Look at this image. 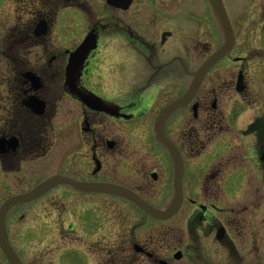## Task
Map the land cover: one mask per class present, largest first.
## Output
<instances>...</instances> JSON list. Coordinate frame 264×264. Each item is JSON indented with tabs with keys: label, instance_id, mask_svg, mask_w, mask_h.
Wrapping results in <instances>:
<instances>
[{
	"label": "flooded vegetation",
	"instance_id": "flooded-vegetation-1",
	"mask_svg": "<svg viewBox=\"0 0 264 264\" xmlns=\"http://www.w3.org/2000/svg\"><path fill=\"white\" fill-rule=\"evenodd\" d=\"M65 1L70 2L69 7L79 9L84 18L90 13L87 0ZM223 1L229 12L230 3ZM212 4L211 0H101L94 24L85 30L75 47L67 49L56 47L50 34L55 22L50 17L56 19L60 10L51 16H34L33 27L45 20L49 25L47 34L38 37L33 28L35 41L24 35L14 37L13 42L20 47L15 56L0 51V61L6 69V76L0 77L4 80L0 83V140L9 143L0 152V170L5 175L16 173L23 164L46 156L54 148L57 128L65 132L72 129L69 147L82 146L87 152L84 171L76 180L120 186L153 207L164 208L174 195L176 165L170 151L156 138L155 122L169 104L187 93L199 66L224 41ZM254 5L264 11V0H257ZM238 6L245 8L243 3ZM229 15L236 37L232 51L209 70L198 92L172 112L164 125L166 137L174 143L183 162V204L179 212L167 221L157 220L123 196L78 191L84 195L80 198L85 206L77 207L80 199L70 198L71 206L64 205L66 214L56 217L55 222L65 225L58 229H64L62 243L70 240L85 249L59 244L50 258L26 262L25 250L15 246L9 229L10 221L14 228L22 215L13 216L14 220L8 221L9 238L23 264H172L187 256L195 264H214L205 260L208 256L204 241L210 239L213 247L223 246L229 252L238 245L245 246L246 228L255 230L254 243L247 245L260 251L261 236L256 232L260 222L256 214L247 206L229 210L224 202L228 200L226 182L230 172L244 173V187L248 169L254 173L258 170L260 179L256 167L259 160L264 176V47L245 44L247 37L239 41L243 37L240 20L230 12ZM261 16L255 14L256 18ZM29 21L32 17L24 23ZM21 24L20 20L17 26ZM263 25L260 20L258 26L244 32L253 33L259 27L261 33ZM91 31L97 35V49L86 59L77 87L93 97L97 109L90 108L65 85L69 56ZM262 40L264 34L248 42ZM217 69L232 72L224 88L216 86L219 78L215 80L213 73ZM27 73L38 82L32 83ZM239 81L241 88L237 87ZM229 94L234 102L228 107L223 105L222 96ZM247 105H259L263 113L242 130L234 121L238 108ZM57 120L62 122L56 127ZM66 120L69 129L64 130L62 124ZM221 137L233 142L231 151L210 164L200 177L193 174L194 180L186 181L188 164ZM247 138L254 141L252 146L245 145ZM12 139L16 140L11 143ZM239 141L245 143V154H234L240 150ZM243 159L249 161V168L241 165ZM242 196L243 193L237 198ZM187 208L190 244L182 242L183 234L179 243L173 244L175 238H170V232L162 227L156 228L154 237L144 238L146 222H168ZM14 212L16 208L9 219ZM250 213L252 219L246 221ZM142 218L145 221L140 222ZM133 220L137 221L134 227ZM39 226L42 231L55 230L46 224ZM231 231L243 240L241 244L235 243ZM73 234L75 237L70 238ZM178 252L182 253L180 259L175 258ZM0 264H10L1 250Z\"/></svg>",
	"mask_w": 264,
	"mask_h": 264
},
{
	"label": "rangeland",
	"instance_id": "rangeland-1",
	"mask_svg": "<svg viewBox=\"0 0 264 264\" xmlns=\"http://www.w3.org/2000/svg\"><path fill=\"white\" fill-rule=\"evenodd\" d=\"M87 1L90 5V13H88L85 18L79 9L69 7L70 4L64 5L69 8H62L57 10L60 11L56 19L55 17H53L55 22L53 23L52 30L50 32V34H52V39L56 47H62L63 49H67V46L68 48L75 47V43L82 39L81 36L85 34V30H87L94 24L97 17V4L101 0ZM228 2L230 3V14L233 17L237 16V18L240 20L239 25L242 27L241 35H243V37H241L239 41L242 42L244 37H247V39L249 40L260 38V36L264 34V29L261 33H259V27H257V29H255L253 33L244 32L246 28V30L250 31L253 29V27L258 26L260 20L262 22L264 21V11L257 10L254 5L257 0H228ZM242 3L245 7H241L243 10L240 9V6H238ZM246 3L249 5L245 6ZM74 5H78V3L75 2ZM25 10L26 9L24 8L21 9V7L15 6L14 2H12L11 0H0V41L8 38V35L12 32V28L14 27L16 22L19 21L20 14H22V21L24 22L32 17L31 14H23L25 13ZM198 13H200V11H198ZM256 13H260V15H262L261 19L259 17H255ZM199 15L200 14H198V17ZM201 17L205 16L202 15ZM215 35L216 33H214V36ZM248 41H245L244 43H250L255 47H264V40H262V43H258L256 41ZM34 50H36V48ZM200 61L201 60H199V63ZM0 67H2V69H5V67L2 66L1 62ZM214 72L215 73H213V77H216L215 80L219 78V81L217 80L218 82L216 83V86L224 88L226 84L225 80H230V78L232 77V72L229 69H217ZM3 76H6V74ZM1 82H4V80L0 78V83ZM211 84L213 85L214 83ZM2 92L4 93V91ZM222 98L225 101L222 102L223 105H228V107L230 106L231 102H234V99H231V94H229L226 98L222 96ZM260 113H263V111L259 105H247L245 107L241 106L237 110V117L235 118L234 122L236 124L238 123L240 128H242L243 130L249 123L254 120L255 116L259 115ZM61 122V120H57L55 122V126L57 127L61 124ZM68 125L69 121L66 120L65 122H63V129H69ZM73 134L74 133L72 129H70L68 132H65L57 128L54 148L51 149V151L46 156L37 159L32 163L23 164L21 166V169L16 173L5 175L0 170V205L11 196L28 192L29 190L37 186L40 182L52 176L63 175L76 179V177L82 175V171H84L83 164L87 162V152L82 148V146L69 147V136ZM246 140V144L242 141H239L240 150L235 152L234 154H238L241 152L242 155L246 153L244 151L245 149L243 145L245 144L247 146H252V142H254L250 138H247ZM235 141L237 142L238 140ZM232 145L233 142L229 138L221 137L216 143H214V145L210 149L205 151L200 157L195 158L193 162L188 164V174H186V181L194 180L193 174H198L200 177L202 173L209 168L210 164L214 163L222 155H225L227 152L231 151ZM240 163L246 168H249L248 160L243 159L242 161H240ZM256 164L257 169L260 170V179L258 174L256 173L258 170L254 173L253 169H248L247 173H249V177L247 181H245L244 187L242 182L244 173L239 171L233 172L231 170L232 172L228 174L226 182V197L228 198V200L225 199L226 202L224 203L229 210L233 208L237 211L244 206H247L249 207L251 213L254 212L256 214L257 220L260 222V226L256 229L257 235L261 236L260 251H255L253 245H247L248 243H254L252 232H254L255 230L253 231L252 229L246 228L244 231L245 246H236L237 248L235 250H232V254L230 252L231 250L229 252L225 251V248L223 246L220 247L219 245H216L213 247V245H211L212 240L206 239V241H204V245L206 248L205 252L208 257L205 256V260H212L214 264H264V176L263 170L260 169L259 160H256ZM193 186H196L194 181ZM242 189L243 196L245 197L242 196V198H240L239 200L237 196H239V194H242L240 193ZM83 196L84 195L82 193L75 191L70 187L58 186L42 198L29 204L18 206L16 208V212H14V214L12 213L13 215L10 216V219L8 217V221H10L14 220L13 216L22 215V218L18 220L16 226L14 228L12 227V229L10 221L9 229H11L10 232L12 231V240L13 238L15 239V241H13L15 246L18 249L23 248L25 250L23 253L25 258L24 260L26 262L39 261V259L41 260V258H50L51 254L54 255V250L59 246V244L67 246L66 244L69 243V246H74L83 250L85 249L79 243L72 242L70 240H65L62 243V240L60 239H62V236L64 235L63 228L65 225L63 223L59 224L55 222L56 217L61 218L66 214L67 209L64 208V205L66 208L71 206V203L68 202L70 198L74 197V200L80 199L76 204L77 207L85 206V203L80 198ZM52 198H56L57 200L51 201ZM186 206H188V203L186 204ZM188 212L189 208L183 210V213H181L178 217L165 223L146 222L144 238L154 237L155 233L157 232L156 228L162 227L165 228L167 232H170V238H175L172 242L173 244L179 243V237H181V234L184 235L182 242L190 244V237L188 233ZM251 213L246 217V221H250L252 219ZM230 215L233 214L230 213ZM133 218L135 219L136 217ZM143 220L144 218L139 221L143 222ZM136 223L137 221L133 220L132 226L134 227ZM39 224H42V226L46 224L50 226V228H55V230H39ZM59 227H63L62 230L59 231L58 229H61ZM74 237V234L70 235V238ZM231 237L234 238L236 244H241V242L243 241L238 240V236H236V233H234L233 231H231ZM63 246H61L60 248H62ZM71 256H73L74 259L79 262L74 254H72ZM172 264L195 263L190 256H187L184 257L181 261L174 262ZM199 264L205 263L200 262Z\"/></svg>",
	"mask_w": 264,
	"mask_h": 264
},
{
	"label": "water",
	"instance_id": "water-1",
	"mask_svg": "<svg viewBox=\"0 0 264 264\" xmlns=\"http://www.w3.org/2000/svg\"><path fill=\"white\" fill-rule=\"evenodd\" d=\"M110 1V0H109ZM215 14L221 24L225 42L221 48H219L212 56H210L203 65L197 71L189 90L187 93L180 99L174 101L169 106H167L159 115L156 124H155V135L156 138L164 144L168 150L170 151L176 165V176H175V195L172 201L169 203L166 209L164 210H157L148 205L147 203L143 202L141 198L137 195L132 193L131 191L110 184H97V183H84L78 182L71 178L64 177V176H53L46 180L45 182L39 184L36 188L32 191L14 196L9 198L0 208V248L4 252L5 256L8 258L11 264H22L18 255L13 250L8 237L7 232V217L10 211L18 205L29 203L44 193H46L51 188L59 185L65 184L69 185L77 190L86 191V192H108L112 194H117L120 196H124L126 198L131 199L132 201L136 202L140 205L143 209L148 211L150 214L154 215L159 219H169L172 217L180 208L182 203V189H181V179H182V172H183V162L179 155V152L175 145L166 137L164 132V125L168 118V116L177 110L178 108L184 106L191 97L197 92L199 89L201 82L207 73V71L223 56H225L233 47L235 43V35L231 23L229 21L228 15L221 3V0H212ZM48 32V23L44 20H41L36 28H35V35L42 36L46 35ZM97 46V37L92 32L90 33L82 44L70 54L69 62L66 69V81L65 85L69 89L71 93L81 98V100L86 103L92 109H97V104L93 97L89 95H85L78 90V82L82 75V70L85 64V61L89 55V53L95 49ZM27 78L31 80L32 83L38 82V79L34 77L31 73H27ZM239 85V84H238ZM239 88V86H238ZM30 105V103H29ZM16 139H12L11 143L14 142ZM9 144L6 140H0V152L5 151V146ZM15 146V145H14ZM177 259L181 257V253H177L175 255Z\"/></svg>",
	"mask_w": 264,
	"mask_h": 264
},
{
	"label": "trees",
	"instance_id": "trees-1",
	"mask_svg": "<svg viewBox=\"0 0 264 264\" xmlns=\"http://www.w3.org/2000/svg\"><path fill=\"white\" fill-rule=\"evenodd\" d=\"M21 9H26L25 12H28L29 14H32V21L22 23L21 26L15 27L12 32L9 34L8 40H10V45L12 46L14 44L13 40H15L14 37L18 35H24L31 37V41H35V38L33 37V25H34V16H38L39 14L46 13L48 16H51L50 14L55 12L62 6L68 5L70 2H66L65 0H15ZM48 1V2H47ZM38 5V6H37ZM51 6V7H50ZM41 8V9H40ZM48 13H47V12ZM20 12V11H19ZM50 18H53L51 16Z\"/></svg>",
	"mask_w": 264,
	"mask_h": 264
}]
</instances>
